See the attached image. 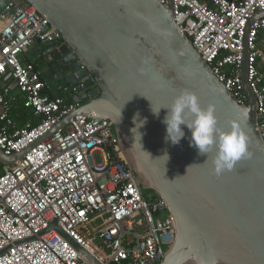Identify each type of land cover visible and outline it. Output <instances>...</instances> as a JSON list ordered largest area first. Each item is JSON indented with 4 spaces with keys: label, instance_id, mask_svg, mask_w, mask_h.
Returning a JSON list of instances; mask_svg holds the SVG:
<instances>
[{
    "label": "built area",
    "instance_id": "built-area-1",
    "mask_svg": "<svg viewBox=\"0 0 264 264\" xmlns=\"http://www.w3.org/2000/svg\"><path fill=\"white\" fill-rule=\"evenodd\" d=\"M172 1L176 24L231 97L245 104L243 36L264 0ZM263 29L264 17L249 27L247 79L264 137V75L257 65L264 53L256 45ZM54 39L59 33L34 6L3 0L0 150L6 156L27 151L0 165V264H89L56 230L46 231L54 221L101 264H159L174 241V222L164 201L143 194L112 122L77 113L49 133L76 111L78 104L68 101L75 88L60 85L51 96L36 62L21 57L36 42L47 46ZM18 103L29 115L21 125L12 117Z\"/></svg>",
    "mask_w": 264,
    "mask_h": 264
},
{
    "label": "water",
    "instance_id": "water-1",
    "mask_svg": "<svg viewBox=\"0 0 264 264\" xmlns=\"http://www.w3.org/2000/svg\"><path fill=\"white\" fill-rule=\"evenodd\" d=\"M25 1L59 33L60 40L54 39L42 55L53 60L60 84L75 88L71 100L78 104L49 133L77 113H94V118L112 122L141 189L164 201L174 222V241L159 264H264V137L247 79L249 27L264 11L245 27L241 81L247 101L238 104L176 24L172 0L167 5L158 0ZM182 89L195 92L202 107L214 103L218 123L226 130L230 121L239 123L251 157L215 175L211 154L205 161L189 146L186 127L181 126L185 137L179 144L166 142L162 119L167 110L161 108L154 116L150 101L154 108L166 106ZM136 113L138 119L146 118L138 129L140 139L131 132ZM26 151L6 156L0 150V165L13 163ZM165 151L166 162L161 157ZM51 229L89 264H101L55 221L46 231Z\"/></svg>",
    "mask_w": 264,
    "mask_h": 264
},
{
    "label": "clouds",
    "instance_id": "clouds-1",
    "mask_svg": "<svg viewBox=\"0 0 264 264\" xmlns=\"http://www.w3.org/2000/svg\"><path fill=\"white\" fill-rule=\"evenodd\" d=\"M139 71L144 72L145 69L141 68ZM131 96L127 100H130ZM145 97L148 99L147 96ZM161 108L167 110L162 119L166 132L165 141L173 145L179 144L185 137L184 128L181 126L186 127L190 132L189 146L194 147L198 155L205 156V161L211 154L212 171L215 175L230 172L239 160L251 157L248 138L240 124L230 121L227 130L220 126L215 114L216 105L209 102L202 107L195 92L182 89L166 106L154 108L150 101V110L154 116H159ZM138 117L139 113H136L132 118L135 126L131 132L134 136L138 134L140 139L141 133L138 129L146 123V118L138 119ZM161 157L165 158V162L169 159L166 151Z\"/></svg>",
    "mask_w": 264,
    "mask_h": 264
},
{
    "label": "crops",
    "instance_id": "crops-1",
    "mask_svg": "<svg viewBox=\"0 0 264 264\" xmlns=\"http://www.w3.org/2000/svg\"><path fill=\"white\" fill-rule=\"evenodd\" d=\"M2 8H3V0H0V11L2 10ZM256 45H257L258 50L264 53V29L259 31L258 36H257V40H256ZM45 48H46V46H43L42 44H39L38 42H36L29 49V51L27 53H25L24 55H22V57H21L22 61L23 62H29V61L36 62L37 67L40 68L41 71H42V67H43L44 64L40 61V59L42 57L43 58L45 57V56L42 55V51ZM39 55H40V57H39ZM257 65H258V68L260 69V71L264 75V60H259L258 63H257ZM44 70H46V68ZM42 77L44 78L43 75H42ZM57 87H58V85H55L54 87H50V89L52 90L51 91L52 95L53 94L56 95L55 93H58V92H56ZM17 106H20L22 108V106L19 103L16 105V107ZM26 114H27V117L26 118H28L29 115H28L27 112H26ZM33 120H35V119H33Z\"/></svg>",
    "mask_w": 264,
    "mask_h": 264
},
{
    "label": "flooded vegetation",
    "instance_id": "flooded-vegetation-1",
    "mask_svg": "<svg viewBox=\"0 0 264 264\" xmlns=\"http://www.w3.org/2000/svg\"><path fill=\"white\" fill-rule=\"evenodd\" d=\"M40 61L44 64L43 67H42V75L44 76L46 82L48 83L49 87H54L55 85H58V87L61 85L58 78L57 77H54V69L51 67L52 63H53V60H48V59H45V58H41ZM48 66H50V69L48 70H44L45 68H47ZM57 87V90L56 92L60 93V90L58 89Z\"/></svg>",
    "mask_w": 264,
    "mask_h": 264
},
{
    "label": "trees",
    "instance_id": "trees-1",
    "mask_svg": "<svg viewBox=\"0 0 264 264\" xmlns=\"http://www.w3.org/2000/svg\"><path fill=\"white\" fill-rule=\"evenodd\" d=\"M55 94H59V93H55ZM51 96H54V94ZM68 101H71V98H68ZM12 117L15 119V121L21 125L23 122H24V119H26L27 117V114H26V111L24 109H22L20 106H17L15 107V109L13 110L12 112ZM157 196L154 194V197H151L150 199L152 198H156Z\"/></svg>",
    "mask_w": 264,
    "mask_h": 264
},
{
    "label": "rangeland",
    "instance_id": "rangeland-1",
    "mask_svg": "<svg viewBox=\"0 0 264 264\" xmlns=\"http://www.w3.org/2000/svg\"><path fill=\"white\" fill-rule=\"evenodd\" d=\"M96 159L98 160V156H96ZM143 194L146 195L148 198L154 197V193L151 190L143 189ZM99 221H96L94 224H97ZM167 247L164 248V251H166Z\"/></svg>",
    "mask_w": 264,
    "mask_h": 264
}]
</instances>
